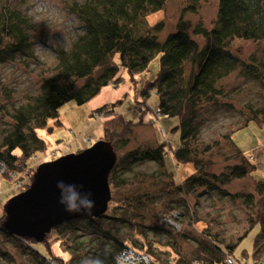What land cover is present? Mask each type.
Returning <instances> with one entry per match:
<instances>
[{
	"label": "trees",
	"instance_id": "1",
	"mask_svg": "<svg viewBox=\"0 0 264 264\" xmlns=\"http://www.w3.org/2000/svg\"><path fill=\"white\" fill-rule=\"evenodd\" d=\"M168 1L74 0L68 4L69 13L79 21L77 32L68 47L56 49V64L42 73L38 90L14 106L10 105L14 90L0 84V114L5 125L0 140V179L13 181L27 175L32 181L40 163L31 166L29 159L45 147L37 129L52 131L61 125L59 107L63 103L74 100L82 104L106 85L117 87L124 81V70L135 82V75L156 55H160L159 70L143 84L142 99L153 92L158 96L160 119L178 116L180 143L169 152L177 167L190 170L180 180L175 178L166 167L164 141L144 140L131 146L135 123L117 110L121 99L104 102L92 114L105 119L99 140L110 141L117 154L108 175L111 200L107 211L54 226L42 242H36L3 228L4 207L0 212V264L15 261V255L20 258L17 264H113L123 246L147 253L155 264L169 259L172 264H189L193 259L226 264L227 256L242 264L233 251L255 225L252 261L264 255V179L253 176L256 165L232 139L233 131L251 120L264 124V104L241 105V125L210 143L199 139L202 117L211 108L231 106L223 81L232 72L238 70L244 79L257 82L264 99V0H217L216 18L210 27L181 16L175 30L161 39L158 34L165 18L151 24L148 16L163 10ZM198 2L186 0L182 9L196 12ZM31 28L29 17L20 9L8 2L0 5V60L15 54L33 56ZM244 39L263 43L262 56L244 60L234 52L232 42ZM225 144L232 147L233 155L215 170ZM144 161H153L157 170H133ZM246 177L252 178L248 189L233 192L227 188L231 180ZM225 198L239 201L247 213L248 225L235 240L217 227L213 213L214 204ZM156 233L164 239L154 237ZM183 242L192 244L190 251L183 248ZM34 243H40L46 253ZM242 255L248 256L247 250Z\"/></svg>",
	"mask_w": 264,
	"mask_h": 264
},
{
	"label": "rangeland",
	"instance_id": "2",
	"mask_svg": "<svg viewBox=\"0 0 264 264\" xmlns=\"http://www.w3.org/2000/svg\"><path fill=\"white\" fill-rule=\"evenodd\" d=\"M72 1L74 0H0V5L8 2L10 6L20 9L29 17L32 25L30 35L33 56L15 54L12 58L0 60V84L14 90L10 105H21L25 102L28 94L38 90L42 73L52 70L56 64V49L68 47L75 36L79 21L68 11V4ZM185 3L186 0H170L163 10L148 16V21L151 24L160 18H165L164 28L158 34L159 38L164 39L168 33L175 30L181 16L192 22L201 20L207 27L213 24L217 13V0H199L196 12L183 10L182 7ZM262 46L263 43L244 39L234 40L231 48L241 58L248 60L251 56H262ZM159 66L160 55H156L143 71L135 75V82L130 80V75L124 70V81L117 87L111 84L106 85L101 88L98 96L82 104H78L74 100L63 103L59 107V118L62 124L54 126L52 131L46 127L37 129V134L44 140L45 147L38 150L35 156L29 159L31 166L76 153L96 143L104 133L105 119L100 115H93L92 110L96 106L108 102V98L112 96L110 102L121 99L117 104V110L123 113L126 119L135 123L131 130L133 137L131 146L144 140L166 142L168 150L165 154L166 167L174 172L177 180H180L190 169L177 167L169 152L176 149L180 143V130L176 128L179 118L178 116H162L161 119H157L155 112L158 108V96L151 92L148 97L142 99L141 95L143 84L146 80H151L156 76ZM223 84L229 91L228 101L231 106L211 108L202 117V122L199 125V139L204 143L219 139L221 135L243 123V117L238 111L241 105L250 104L258 107L264 104L258 83L244 79L239 75L238 70L232 72L223 81ZM154 118L157 121L156 124L152 120ZM52 123L53 121L49 120V125ZM4 126L0 114V140L1 130ZM232 139L236 147L244 154L254 157L249 158L256 165L253 170L254 177L264 179V124L260 125L251 120L247 125L234 130ZM223 150L224 153L217 158L215 170L221 169L226 163L224 159L233 155L232 147L228 144L223 146ZM133 170L154 171L157 170V165L153 161H144L134 165ZM30 181L27 175L13 181L0 179V212L10 199L21 191V187H25L27 183L30 184ZM251 183L252 178L249 177L234 179L227 184V188L233 192H240L248 189ZM188 200L191 204L193 203L192 197H189ZM214 209L217 227L228 239L235 240L247 227V213L239 201L233 202L225 198L220 203H215ZM200 214L205 215L203 210H200ZM257 230L258 225H255L239 240L233 251L235 259L240 260L242 264H252L251 250ZM153 235L161 240L164 239L158 233ZM34 245L46 253L40 243H34ZM191 247L192 244L183 242V248L186 251H190ZM243 250H247L248 256L242 255ZM14 260L2 261L1 264H17L20 258L15 255Z\"/></svg>",
	"mask_w": 264,
	"mask_h": 264
},
{
	"label": "water",
	"instance_id": "3",
	"mask_svg": "<svg viewBox=\"0 0 264 264\" xmlns=\"http://www.w3.org/2000/svg\"><path fill=\"white\" fill-rule=\"evenodd\" d=\"M117 154L110 141L44 161L27 189L5 206L3 228L42 242L54 226L80 216L105 213L111 200L108 175Z\"/></svg>",
	"mask_w": 264,
	"mask_h": 264
},
{
	"label": "built area",
	"instance_id": "4",
	"mask_svg": "<svg viewBox=\"0 0 264 264\" xmlns=\"http://www.w3.org/2000/svg\"><path fill=\"white\" fill-rule=\"evenodd\" d=\"M160 116H161L160 113L156 110L155 117H157V119H160ZM249 158L252 159L253 157H249ZM3 171H4V166L1 165V172ZM165 221L171 223L175 227H179V224L176 223L171 218H165ZM225 260H226L225 262L226 264L236 263V261L230 256H227ZM113 264H155V263L152 261V258L147 253L137 251L129 246H123L117 251ZM159 264H172V260L169 259L165 261V263H159ZM189 264H204V263L198 259H193L190 261ZM252 264H264V255H261L253 259Z\"/></svg>",
	"mask_w": 264,
	"mask_h": 264
},
{
	"label": "crops",
	"instance_id": "5",
	"mask_svg": "<svg viewBox=\"0 0 264 264\" xmlns=\"http://www.w3.org/2000/svg\"><path fill=\"white\" fill-rule=\"evenodd\" d=\"M96 96H98V95H96ZM109 100H108V102H110V100L112 99V96L110 97V98H108ZM103 104V103H102ZM101 105V104H100ZM99 106V105H98ZM97 107V106H96ZM95 107V108H96ZM254 158V157H253ZM254 160V159H253ZM40 163V162H39ZM254 176V175H253Z\"/></svg>",
	"mask_w": 264,
	"mask_h": 264
}]
</instances>
